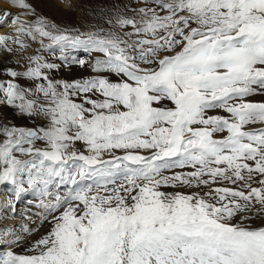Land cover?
I'll return each instance as SVG.
<instances>
[{"label": "snow or ice", "instance_id": "6c2138e0", "mask_svg": "<svg viewBox=\"0 0 264 264\" xmlns=\"http://www.w3.org/2000/svg\"><path fill=\"white\" fill-rule=\"evenodd\" d=\"M139 2L115 18L123 36L53 34L22 18L36 15L27 0L0 13L7 51L39 36L103 57L84 80L52 79L59 65L36 55L0 81V106L47 121L0 126V185L37 197L49 226L35 240L39 228L0 229V264H264V223H251L264 219V127L249 129L264 125L249 99L264 96V0Z\"/></svg>", "mask_w": 264, "mask_h": 264}, {"label": "rangeland", "instance_id": "374dc122", "mask_svg": "<svg viewBox=\"0 0 264 264\" xmlns=\"http://www.w3.org/2000/svg\"><path fill=\"white\" fill-rule=\"evenodd\" d=\"M2 1L7 3V0ZM51 1V3L48 1L46 2L47 4H45L42 0H27V2L34 8L36 15L22 18L26 19L29 24L34 23L37 18H42L49 25L46 30L52 31L53 34H64L70 37L81 36L82 38H86L89 33L101 31L105 34L108 32H116L117 34L123 36L125 31L130 32L131 29L128 28L121 30L116 27L115 18L117 16H135V12L133 10L145 6L140 3L139 0H76L74 2V7L70 8L69 11H65V14L58 15L57 13H54L52 9H48V6L51 7L55 4L58 8H60L65 3V0H59V5L55 2V0ZM6 10L10 11L13 16L18 14V9L9 8V5L6 8L1 9L0 13H3ZM109 20L112 21L111 24L109 23ZM3 24L11 23L8 21ZM52 26L55 27L53 28ZM1 36L15 39V36L11 33H6ZM19 39L27 46L25 49H20L19 45L13 44L12 39L8 41V46L11 47L13 51H7L3 47H0V64H6L4 68L0 69V81H7L10 79L6 75V72L9 69L21 73L26 71L27 67L30 66L29 58L36 55L41 56L46 62L59 65L58 69L53 70L50 73V77L54 80H63L66 82H74L94 77L96 73L92 71V62L98 58H103L99 53L86 51L83 45H65L63 46L64 50L61 51L62 46L60 44H52V42L47 39L43 40L45 47L42 48L40 43L41 38L39 36H37L35 40L27 36H21ZM133 39H135V37H133ZM80 60L85 61L83 66L80 65ZM113 79L116 78L113 77ZM15 82L20 84L21 87H28L31 84V81H28L25 78H18ZM249 99L254 102H264V96L261 95L251 97ZM210 114L226 115L222 110H216ZM46 123L47 121L43 118L29 117L20 114L18 110L14 108L0 106V126L8 124L9 126H15L18 128L35 129L45 126ZM260 127H264V125H251L249 126V129H258ZM37 146L42 147V142H38ZM76 148L78 151L83 150L79 143L76 145ZM122 154L123 153L121 152H117V155ZM165 174L171 175V173ZM214 186L224 185L218 184ZM227 186L232 187L230 184ZM12 190V185H0V193L3 196V201L7 202L8 200H12L16 209L15 212H12L6 203V211L9 209L8 213H12L11 215L17 217L16 223L19 224V228H21L22 225H28L34 229L39 228V232L34 233V235L29 239L35 240L39 238L41 234H44L47 231L49 226L47 224L43 226L39 225L38 218L35 215L36 213L42 211V209L36 207V204L39 202L38 198L31 192H28L22 194L17 200L12 194ZM167 190L171 191L172 189ZM61 191H64V189H61ZM181 191H197V189H181ZM204 191H207V189L204 188L202 192ZM258 207L259 206L257 205V208ZM26 215L31 216L32 220L36 221V223H31L28 219H26ZM250 215H252V213H250ZM251 223L254 227L260 226L264 223V219H253ZM14 250L17 252L23 251L22 248H14ZM3 251H7L6 246H0V252Z\"/></svg>", "mask_w": 264, "mask_h": 264}, {"label": "bare ground", "instance_id": "6f19581e", "mask_svg": "<svg viewBox=\"0 0 264 264\" xmlns=\"http://www.w3.org/2000/svg\"><path fill=\"white\" fill-rule=\"evenodd\" d=\"M42 1L45 4H47L46 2H48V1L50 3L52 2L51 0H42ZM75 1L76 0H67V3L65 2L60 8H58L54 4V6H51V7L48 6V9L49 8L52 9V11H54V13H57L58 15L65 14L66 13L65 11H69L70 8L74 7ZM55 2H57L59 5V0L58 1L55 0ZM7 6H8L7 3L0 0V10L6 8ZM6 33H9V34L11 33L16 38L15 28L11 24H0V36L5 35ZM0 57H1V55H0ZM6 61H7V59H6ZM5 65L6 64H0V69L4 68ZM5 205H6V202L3 201V196L0 193V229L14 228L17 231H19L21 228H19L20 227L19 224L16 223L17 217L14 215H11L12 213L11 214L8 213L9 209H8V211H6L7 206L5 207Z\"/></svg>", "mask_w": 264, "mask_h": 264}]
</instances>
